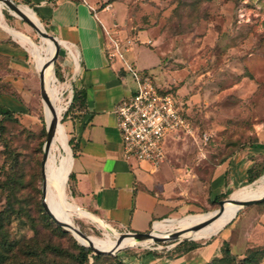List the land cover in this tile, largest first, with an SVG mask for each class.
<instances>
[{
    "label": "rangeland",
    "instance_id": "obj_1",
    "mask_svg": "<svg viewBox=\"0 0 264 264\" xmlns=\"http://www.w3.org/2000/svg\"><path fill=\"white\" fill-rule=\"evenodd\" d=\"M13 1L32 9L20 0ZM96 3L95 12L91 11L96 13L98 22L107 28L113 24L115 28H126L127 35L131 36L129 49L137 59L132 60V67L146 72L156 85H172L174 100L189 116L194 128L192 135L173 129L162 136L163 156L183 167V196L189 205L164 218L199 217V213L217 208L219 199L230 197L239 187L232 198L241 199L251 184L264 175V0H96ZM0 18V27L13 42L22 44L9 34L6 24L31 44L49 46L44 37L4 2L0 3ZM134 33L136 35L132 36ZM58 45L51 63L48 94L60 87L61 97L66 101V106L55 112V137L64 158L65 193L78 206L70 191L72 177L68 179L66 169L69 155L73 156L67 142L70 120L77 119L79 114L67 108L71 96L70 77L60 73L59 62L64 56H71L65 46ZM23 47L38 57L36 61L42 70L50 62L53 49L44 48L46 52H43L27 45ZM25 50L37 79L32 55ZM137 63L146 67H138ZM120 70L128 73L123 66ZM53 105L54 102L51 110ZM46 106L36 88L27 110L11 116L0 114V215L7 195L13 206L2 219L0 264H72L78 250L76 246L89 247L79 242L68 228L59 224L60 228H56L51 218L47 219L39 210L41 199L50 209L46 194L57 197L45 181L44 167L43 176L40 172ZM63 131L69 151L62 147ZM220 166L224 168L222 184L211 187L210 180ZM248 175L254 176L249 182ZM54 202L55 208H59L56 200ZM254 204L239 207L234 217L217 231L209 226L190 238L178 235L162 238L159 234L158 240L100 252L96 264H201L203 255L196 252L180 259L175 255L187 242L200 244L228 230L231 251L241 255L247 245L245 238L249 243L264 244V214H258ZM83 215L87 214L83 211L81 215L74 214L73 222L88 237L104 239L106 234L113 237L112 233L118 235L127 231L104 220L112 227L107 225L108 229L97 219ZM73 222L71 220V224ZM193 222H188L185 228ZM89 248V253L94 254ZM90 261L88 256L87 264ZM256 264H264V256H260Z\"/></svg>",
    "mask_w": 264,
    "mask_h": 264
},
{
    "label": "crops",
    "instance_id": "obj_2",
    "mask_svg": "<svg viewBox=\"0 0 264 264\" xmlns=\"http://www.w3.org/2000/svg\"><path fill=\"white\" fill-rule=\"evenodd\" d=\"M20 1L34 8L47 31L67 48L71 58L64 56L60 60V73L69 74L71 89L84 91L83 106L77 110L79 116L70 120L69 136L74 142V155L72 158L69 155L66 169L72 177L71 192L82 206L78 205L81 210L108 226L110 223L117 228L138 231L149 228L154 220L159 221L188 207L183 196L181 165L163 156L157 168L151 169L145 161H127L122 157L112 108L116 101L133 91L134 81L128 73L117 69L118 61L108 64L105 59L102 31L96 13L94 17L91 11L97 5L96 0ZM117 32L120 36L128 33L126 28H117ZM23 46L13 42L0 27V106L14 112L27 110L38 88V79L28 63L25 49L31 53L36 70L40 69L38 57ZM126 57L134 62L137 60L130 49ZM62 135L66 141L64 131ZM223 169V166L215 169L211 187L222 184ZM239 188L232 191L230 198ZM257 213L264 214V208H257ZM230 238V231H223L175 256L180 259L196 252L203 255L201 262H205L219 254L222 241H226L230 249ZM245 241L246 247L263 244L249 243L246 238Z\"/></svg>",
    "mask_w": 264,
    "mask_h": 264
},
{
    "label": "built area",
    "instance_id": "obj_3",
    "mask_svg": "<svg viewBox=\"0 0 264 264\" xmlns=\"http://www.w3.org/2000/svg\"><path fill=\"white\" fill-rule=\"evenodd\" d=\"M99 25L104 35L103 48L107 63L118 61L119 69L123 66L134 81L133 91L116 101L112 108L122 157L127 161H145L151 169H156L163 158L160 142L164 133L181 129L192 135L193 125L189 116L174 100L172 85H156L146 72L132 67V60L126 57L131 36H120L115 24L111 28L102 22ZM153 222L150 226L152 228Z\"/></svg>",
    "mask_w": 264,
    "mask_h": 264
},
{
    "label": "bare ground",
    "instance_id": "obj_4",
    "mask_svg": "<svg viewBox=\"0 0 264 264\" xmlns=\"http://www.w3.org/2000/svg\"><path fill=\"white\" fill-rule=\"evenodd\" d=\"M1 2H3V0H0V3ZM17 6H18L19 10L23 14H25L35 25H37L39 28H42L41 23L37 19L36 15L32 11V9H30L27 5H23V4H17ZM7 31L9 32V34H11L20 43H22L23 45L29 46L34 51L46 52L44 50V48L50 49V50L53 49V53L51 55V58H52V56L56 50L54 42L47 37H44V38L49 42V46L47 47V46H45V44L42 43L44 46V47H42V45L31 44L22 35H20L14 28L9 27L8 25H7ZM39 35H41V34L39 33ZM51 63L52 62L50 59V62L47 65H45L43 70H42L44 89H45V92L47 95V99H41V100L45 105H47L46 106V124L52 125V135H51V139L47 145L45 158H44V161L42 163V167H44L45 181L49 185L50 192L57 195V197H54L52 195V198L54 200H56L57 204L59 205V209L66 216L65 222H63L60 219H57V220H59L66 227H68L69 230L73 233V235L76 237V239L79 242L83 243L84 245L89 244V246H91L93 248H98L101 250L115 249L117 247L120 248V247H124V246H130L136 242H146V241L153 240L152 236H148V237L143 238V239H134L131 236H123L118 241V240H116L117 235L112 233V232L111 233L113 234V237H110L108 234H106V237L104 239L103 238H96V237H88V235L86 238H84L80 234H78V232H76L75 229L78 227H75V224L73 222V215L74 214L81 215L82 210L79 206L75 205L73 201H70L68 199L66 193H65V178L63 177V174H64V168H63L64 158H63V155L61 153V150L59 149V147L57 145V139L55 137L56 131H57L56 130L57 124H56V120H55V112L58 108L65 107L66 101L63 100V98L61 97L60 87H58L56 90H54L50 94V96L48 94V87H49V83H50V73L52 72ZM53 102H54V105H53V108L51 110ZM56 152L58 153L57 155H56ZM43 192H44V180H43ZM263 193H264V176L259 181H257L253 186H251V188L249 190L245 191L242 194L241 199L257 197ZM235 199H238V198H235ZM42 200L45 203L44 199H42ZM45 205H46V203H45ZM237 208H238L237 203H235L233 201L225 200L222 204V209H221L220 214L216 218H214L212 221L208 222L207 224H205V225H203L197 229H191V226L193 224H195L196 222H198L199 220L208 216L210 214V212H212V211L206 212V213H199L198 214V215H200L199 217L188 216V217H184L181 219H172V220H166L169 218H164L162 220L155 221L153 223V225H152L153 230L151 231V234L155 235V236H157L159 234L162 236H166L168 232H173L176 235H178L179 237H183V238L189 237L190 238V237L197 235L202 229H206L209 226H210V228L219 230L222 226H224L228 221H230L234 217L236 211L238 210ZM83 216L90 218L88 215H83ZM71 220H72L73 224H71ZM163 220H166V221L160 222ZM156 222H160V223L154 225ZM188 222H193V223L189 227L185 228L187 226ZM100 223H102V222H100ZM221 223H223V224L220 225ZM102 224L109 229V227L106 224H104V223H102ZM174 227H179V228L175 229Z\"/></svg>",
    "mask_w": 264,
    "mask_h": 264
},
{
    "label": "trees",
    "instance_id": "obj_5",
    "mask_svg": "<svg viewBox=\"0 0 264 264\" xmlns=\"http://www.w3.org/2000/svg\"><path fill=\"white\" fill-rule=\"evenodd\" d=\"M106 1H108V0H106ZM83 103H84V91L82 89H80V88L79 89L72 88L71 89L70 101L68 102L67 108H71L72 110H74V111H71V112L75 113L77 110H79L83 106ZM16 113L17 112H14V111L9 110V109H7V108H5L3 106H0V114L2 116H11L12 114L16 115ZM63 115L66 116L65 112H64ZM190 121H191V119H190ZM67 142H68V144L71 147L72 155H74V142L72 141V137L71 136H69L67 138ZM62 147L64 149L68 148L67 147V143L65 142V140L62 143ZM70 177H71L70 173L68 172V179ZM253 178H254V176H249L248 175L247 176V181L249 182ZM257 178H255V179H257ZM259 180H257V181H259ZM256 182H254V184ZM254 184H252L251 186H253ZM70 191H71V188H70ZM46 197H47L48 203L50 204V209H49L50 213L53 214L54 217H58V219H60L63 222H65L66 218H65L64 213L59 208H55V202L50 196H48L46 194ZM254 205H256L259 210L263 209L264 208V199H262L260 201H257ZM12 207L13 206H12V203H11V200H10V196L7 195V199H6L5 205L3 206V209H2L3 213H1V215H0V232L2 231V219L5 218L12 211ZM39 210L41 211V213L43 214L44 217H46L47 219L51 218L45 212V210L43 209L41 202H39ZM50 221L52 223H54L56 228H60V226L57 225V223L52 218L50 219ZM62 231H64V230L62 229ZM198 244L199 243L195 242V241L187 242L183 246V248L180 249L176 254H178L181 251H184L186 249H189V248H192L194 246H197ZM76 247L78 248V250H77V252L75 254V260L73 261L72 264H87L88 256L91 258V261H90L89 264H96V260L101 255L100 253H94V254L89 253L90 252V248L87 247V246L78 245ZM2 256H3V254L0 251V262H1V257ZM260 256H264V244H256V245H252V246L246 247L244 253L239 255L237 253H234V252L230 251L228 243L226 241H222V243L220 244V247H219V254L212 256L209 260H207V261H205V262H203L201 264H227V263H233V264H256V262H257V260H258V258ZM152 264H156V263H152Z\"/></svg>",
    "mask_w": 264,
    "mask_h": 264
},
{
    "label": "water",
    "instance_id": "obj_6",
    "mask_svg": "<svg viewBox=\"0 0 264 264\" xmlns=\"http://www.w3.org/2000/svg\"><path fill=\"white\" fill-rule=\"evenodd\" d=\"M3 2L13 11L15 12V14H17L20 18H22L23 20H25L28 24H30L38 33H40L43 37H47L49 39H51L54 44H55V47H56V50L51 58V62L54 60L55 58V55L57 54V51L59 49V40L52 34L48 33L47 31H45L42 28H39L37 25H35L25 14H23L18 6H17V3H15L13 0H3ZM37 79H38V91H39V95H40V98L41 99H47V95H46V92H45V89H44V81H43V72H42V69L40 68L39 70H37ZM45 130H46V135H45V139H44V142H43V148H42V155H41V160H40V172H41V176H43L42 174V163L44 161V158H45V153H46V149H47V145L51 139V135H52V125L49 124V125H45ZM41 194H43V182L41 183ZM264 199V193L257 196V197H252V198H246V199H235V198H230V197H226V198H223V199H219L217 201V208L211 210L212 212L206 216L205 218L199 220L198 222H196L195 224H193L191 226V229H197L205 224H207L208 222L212 221L214 218H216L220 212H221V209H222V204L225 200H228V201H233L235 203H237L238 205V208L239 207H242V206H245V205H249V204H253V203H256L257 201H260ZM41 203H42V207L43 209L45 210V212L59 225L61 226H64L65 228H68L66 227L62 222H60L59 220H57L56 218H54L52 216V214L50 213V211L47 209L45 203L43 202V200L41 199ZM80 206V205H79ZM82 207V206H81ZM84 208V207H83ZM237 208V209H238ZM86 209V208H84ZM88 210V209H86ZM89 211V210H88ZM69 229V228H68ZM76 232H78V234H80L82 237L86 238L87 235L84 234L83 232H81L78 228L75 229ZM153 230L152 227L148 228L147 230L145 231H123V232H119L118 235H117V238L116 240L119 241V239L123 236H131L133 237L134 239H143V238H146L148 236H152L153 240H158L160 237L159 236H155V235H152L151 234V231ZM217 231V230H216ZM177 235L173 232H169L166 236H162V238H175ZM89 246V244H88ZM91 247V246H89ZM91 250L93 253H100V252H105V251H109V252H113L111 250H101V249H98V248H93L91 247ZM116 250V249H115Z\"/></svg>",
    "mask_w": 264,
    "mask_h": 264
}]
</instances>
